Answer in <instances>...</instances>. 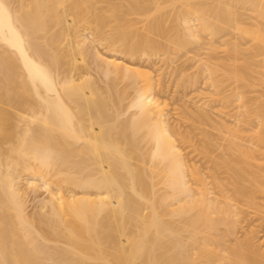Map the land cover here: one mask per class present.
I'll use <instances>...</instances> for the list:
<instances>
[{"label": "bare ground", "instance_id": "bare-ground-1", "mask_svg": "<svg viewBox=\"0 0 264 264\" xmlns=\"http://www.w3.org/2000/svg\"><path fill=\"white\" fill-rule=\"evenodd\" d=\"M249 1L0 0V264H264Z\"/></svg>", "mask_w": 264, "mask_h": 264}, {"label": "rangeland", "instance_id": "rangeland-1", "mask_svg": "<svg viewBox=\"0 0 264 264\" xmlns=\"http://www.w3.org/2000/svg\"><path fill=\"white\" fill-rule=\"evenodd\" d=\"M200 1H202V0H200ZM251 2L254 3V5ZM202 3L204 5L206 4V6L210 5V8L212 9L213 5L216 4V0H214L213 3H212V0H203ZM257 3H261V6L257 7V5H256ZM263 3H264V0H251V1L245 3V8L239 9V11H241V12L250 13V15L252 14V17H254V18L249 19L248 21L251 20L254 22V24L249 26V27H251V28L254 27L255 29H258L259 34H260L259 39L256 38V39H254L255 41L251 40V42H250V37L247 38V40H249L248 44L246 45L247 49H245L242 52V54L239 55V56H243L244 59L241 61H238L240 65H241V63L244 62V60L246 61V64L248 62V66L251 69V71L250 70L248 71L247 76H248L250 82L252 83L251 89H254V91H258V93H259V90L262 91V86L264 85V48H263L264 42L261 43V40H260V38L262 39L264 37V24L263 25L261 24V23H264V7H263L264 5H263ZM208 9H209V7H208ZM211 9L209 10V13L211 12ZM210 14H212V12ZM214 21H217L219 23L220 20L214 19ZM219 24L223 25V22L220 21ZM256 24H257V26H256ZM260 29L262 30L261 32H260ZM253 44L254 45L256 44V46H253ZM259 45H260V47H259ZM256 47L257 48L259 47V50ZM260 48H262V49H260ZM217 50H218V52H220L218 54L219 56H221V55L224 56L227 52V44L225 45L223 43H219V48ZM187 55L190 56L189 62L191 64H194V66L189 64L190 66H193L190 69V71H195L198 68V62H196V61L199 59V57H196V58L194 57V55H195L194 49H193V51H189L187 53ZM191 58H193V59H191ZM214 61L218 63L221 60L215 59ZM244 64H245V62H244ZM238 72L240 73L241 70H238L237 73ZM235 75L236 74H234V75L232 74V76H235ZM230 81L235 82V80L232 78H230ZM173 88L174 87H172L171 90ZM255 89H257V90H255ZM179 90H181V89H179ZM172 91H174V89ZM183 91H185V90L182 89V92ZM254 93L257 94L256 92H253V94H251V92H250L251 95H254Z\"/></svg>", "mask_w": 264, "mask_h": 264}]
</instances>
